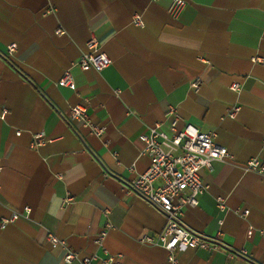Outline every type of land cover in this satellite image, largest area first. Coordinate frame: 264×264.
I'll return each instance as SVG.
<instances>
[{
    "label": "crops",
    "instance_id": "obj_1",
    "mask_svg": "<svg viewBox=\"0 0 264 264\" xmlns=\"http://www.w3.org/2000/svg\"><path fill=\"white\" fill-rule=\"evenodd\" d=\"M171 1L0 0V264H78L66 250L101 254L108 223L103 246L123 264H169L165 247L140 241L164 214L127 186L149 164L141 135L157 122L171 133V107L231 156L201 169L199 203L183 207L218 248L188 246L179 264H264V174L245 169L264 162V0H187L178 18ZM93 37L112 62L84 70ZM66 70L74 88L58 84ZM75 105L102 136L69 117Z\"/></svg>",
    "mask_w": 264,
    "mask_h": 264
},
{
    "label": "built area",
    "instance_id": "obj_2",
    "mask_svg": "<svg viewBox=\"0 0 264 264\" xmlns=\"http://www.w3.org/2000/svg\"><path fill=\"white\" fill-rule=\"evenodd\" d=\"M186 5L187 0H172L169 13L178 18ZM135 22L142 24L140 17H137ZM58 32L61 33V30L59 29ZM87 44L89 51L83 53L77 62L82 69L101 70L112 62L105 52L99 50L96 38H91ZM16 47L15 43L10 44L8 53L12 54ZM58 84L70 88L75 87L73 76L69 70L64 72ZM200 84V79L191 83L195 88H199ZM232 88L239 91L241 86L238 83H233ZM238 110L239 106L236 105L229 110L228 115L235 116ZM168 113L171 116L169 123L171 133L162 129L161 123L157 122L148 133L141 135V139L145 143L143 153L149 157V164L144 172L129 182L127 193L143 198L162 212L166 218L165 226L161 232L154 235L146 234L140 238V241L165 247L168 250L169 264H179L177 252L188 246L218 248L214 240H212L214 241L212 244H209V240L205 236L184 224L182 221L183 207L195 206L199 203V196L206 188L201 178V169L211 168L213 161L224 160L231 156L227 147L215 142L213 132L203 131L191 122H184L182 126H179L182 117L176 107H171ZM69 117L72 120L81 121L97 136H102L105 133V127L93 122L82 105L73 106ZM44 141L38 134L32 144L40 146ZM1 169L0 165V171ZM245 169L264 174V162L257 157L250 158ZM74 200L75 197L68 193L63 198V205L67 206ZM28 210L29 208H27ZM242 213L247 215L249 210L245 209ZM19 215L14 212L11 216L3 217L2 227L16 221ZM109 226L110 223L103 227L96 236V242L102 251L101 254L96 252L81 257L77 251L68 248L64 261L71 263L78 260V264H123L122 256L110 253L103 246ZM48 239L54 245L60 242L64 243L53 233L48 234Z\"/></svg>",
    "mask_w": 264,
    "mask_h": 264
}]
</instances>
